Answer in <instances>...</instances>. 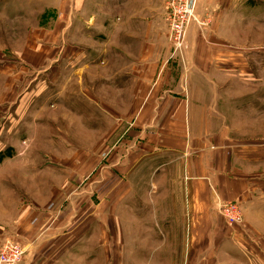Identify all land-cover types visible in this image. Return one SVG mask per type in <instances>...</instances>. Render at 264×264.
<instances>
[{
	"label": "rangeland",
	"instance_id": "374dc122",
	"mask_svg": "<svg viewBox=\"0 0 264 264\" xmlns=\"http://www.w3.org/2000/svg\"><path fill=\"white\" fill-rule=\"evenodd\" d=\"M165 12L166 0H0V200L10 198L3 193L10 186L20 203L49 201L45 212L75 213L89 201L94 218H83L89 230L74 235L75 250L60 252L64 264L71 257L75 264H264V0H196L181 59L169 57ZM40 44L58 53L56 60L24 58ZM159 68L175 80L158 92L169 102H136L141 92L119 90L124 72L138 69L152 98L150 72ZM188 96L191 126L205 134L201 152L207 159L216 149L229 152L231 163L219 171L225 192L211 189L190 228L180 219L176 154H136L131 122L143 103L151 129ZM234 148L252 159L244 160L247 199L229 197ZM159 180L166 186L157 188ZM158 191L177 200L171 228L154 218L166 208L154 203ZM227 201L234 213L223 207ZM13 221L0 218V248L7 240L26 247L21 264L29 246Z\"/></svg>",
	"mask_w": 264,
	"mask_h": 264
},
{
	"label": "crops",
	"instance_id": "0c3cea01",
	"mask_svg": "<svg viewBox=\"0 0 264 264\" xmlns=\"http://www.w3.org/2000/svg\"><path fill=\"white\" fill-rule=\"evenodd\" d=\"M160 18H162V16ZM151 22L152 20L150 23ZM50 53L51 50L47 49L45 45L40 44L39 50H34L31 52L29 49L24 58H30V62L35 65L43 64L45 60H56V55L58 53ZM189 59L193 60L191 62H194L197 57L195 55H191ZM137 71L138 69H136V72L133 70L131 72H124L126 77L121 74L123 76V81L120 83V91L125 92V94H127L128 90H136L141 92V94H138L140 96L138 99H136V102H160L159 98H162L163 101L161 102L170 101L169 95L166 94L165 96L158 93L160 91H170V88L174 87L175 80L173 79L170 71L165 69L161 70V68H159L158 70L155 69L154 72H150L153 82L152 86L151 82L149 85L151 86L152 91H154V94H152V98L150 99H147L144 94V75ZM131 75L134 76V78H130ZM128 76L129 79L132 81L135 80V82L133 81L134 83H129ZM190 81L191 77L189 78V83ZM188 89H190L189 84ZM155 94H157V96L154 98L153 96ZM192 102L193 101L189 96L186 99L180 98V103L176 104V109L174 110L173 114H165L163 122H159L161 124L156 123V125L151 127V129L144 126L145 122L148 121L144 120L143 118L144 113L150 109L146 110V108H143L142 106L143 103H141L139 105L140 111H136L134 114L135 116L133 117L134 121H131L134 122L136 126L134 132L137 134V138L139 140L136 143V150L139 152H136V154H139L144 149H152L153 151H157L156 153L160 155L176 154V162H178V164L180 163V166H182L180 168L182 170L181 177L180 180H178V183L181 185L179 203L181 202L183 204V208L185 205V210L181 211L180 219L186 218V224L188 223L189 228L191 224L190 220L197 218V214L195 212L198 213L206 208L208 199H210L213 195L211 189L213 191L214 187L218 193L225 192L224 189H221V184L219 183V177L221 175L219 171L228 170L231 164L229 162L226 163L229 152L216 149L214 152H210V159H207L204 155V152H201L204 148L203 145L205 144L203 140V136L205 134L199 132L197 128L191 126L188 115L190 111H193L191 106ZM183 105L184 108L187 107V113L183 108ZM200 105H202V103ZM156 107H158V105L154 106V108ZM142 108L145 111H143ZM133 118L131 117L130 120ZM194 118L195 123H197L198 121L196 120V117ZM177 119L180 125L179 127H176V130H174V125L177 123V121L174 123V120ZM184 120H186L187 123V131L185 130L186 127L184 125ZM132 130L133 128L129 131ZM233 146L237 145L233 144ZM188 147L190 150L199 153L190 154L188 152L187 155H184L182 151L184 149L186 150ZM225 148H229V145L225 144ZM234 149L237 153L230 154L231 161L234 165V171L233 177L230 179V182L227 185L231 191L229 197H240V199L245 197V199H247V193L249 192L247 189L249 188V183L246 177L250 175V167L246 165L244 160L252 159L250 155H247L246 151H242L237 148ZM171 162L172 159L162 163L161 166H168ZM43 176L45 175L43 174ZM161 180H159L156 184L157 188L165 185L161 183ZM62 183L63 182H61V184ZM7 188L8 191H3V193H6L10 198L3 197L2 195L3 200H0V211L2 214H0V218H8L11 221L14 220L13 222L17 220L18 225L15 226L14 229L16 235L22 236L24 242L28 241L29 251L24 256L23 262L21 264H64L63 261L61 262V259H59L60 252L64 250L65 252H70L73 249L75 250L76 246H78V238H76L74 235H80L81 232H86L89 230V228H86L88 221L86 220L83 222V218H89V220L94 218V212H88L89 201L85 204L87 205V209L83 210V207H81L80 210H77L75 213H65L63 210H51L45 212L42 208V205H46L49 201L45 200L40 202L39 200H36L32 202L25 201L26 203H24L23 200V202L20 203V201L17 199L18 194L16 193L15 188L11 189L10 186ZM171 191L172 190L167 185L166 192L170 193ZM164 192L165 191L159 193L158 191L159 194H157L158 197L154 200V203L158 205L160 202H164L166 204V208L165 210L154 211L156 213L154 218L157 220L158 218L167 219L169 224L167 225V228H171L172 224L175 223L173 222V219L176 218V210L174 206L176 205L177 200H175V197H170L169 195L166 199H164ZM26 193L27 190H25V194ZM11 195L14 197L11 198ZM78 202H81V200H78L77 203ZM63 205L65 206L66 203H63ZM78 213L80 215L83 214V216H79V218H77ZM191 247L192 244L189 243V246L186 250L188 255L193 250ZM70 262L75 264L73 257H71Z\"/></svg>",
	"mask_w": 264,
	"mask_h": 264
},
{
	"label": "built area",
	"instance_id": "2783aa9c",
	"mask_svg": "<svg viewBox=\"0 0 264 264\" xmlns=\"http://www.w3.org/2000/svg\"><path fill=\"white\" fill-rule=\"evenodd\" d=\"M195 4L196 0H166L165 19L168 22L174 46L169 57L180 59L182 57L185 33L189 23L195 18ZM222 205L232 213L237 209L236 204L231 201L223 202ZM25 250L26 247L24 248L18 242L5 241L0 248V264H18Z\"/></svg>",
	"mask_w": 264,
	"mask_h": 264
}]
</instances>
